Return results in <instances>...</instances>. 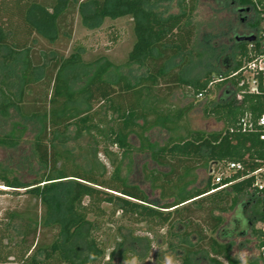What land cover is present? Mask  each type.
<instances>
[{
  "label": "trees",
  "instance_id": "trees-1",
  "mask_svg": "<svg viewBox=\"0 0 264 264\" xmlns=\"http://www.w3.org/2000/svg\"><path fill=\"white\" fill-rule=\"evenodd\" d=\"M201 1L0 0V184L24 196L0 219V263L100 264L107 245L95 231L104 217L119 213L129 223L177 234L169 246L183 253L181 264H242L231 255L235 229L226 228L220 214L243 197L256 206L252 214L260 226L252 235L260 257L264 197L254 176L245 175L261 166L264 142L237 122L245 111L264 113V93L241 92L239 78H229L246 57L248 41L227 40V5L246 8L252 0H213L216 19L199 31L192 17ZM257 12L251 28L260 27ZM76 14L87 28L106 18L131 19L133 43L124 62L131 74L111 76L113 64L103 56L66 55ZM175 59L182 64L170 66ZM203 61L205 68L186 75L185 67ZM215 76L228 84L204 113L223 128L191 129L186 116L192 105L174 108L169 99L177 88L208 96ZM180 127L184 135L171 134ZM73 128L76 136L90 133L96 144L101 138L137 151L146 162L132 179L118 169L109 175L96 166L85 169L57 146L68 142ZM156 128L166 135L159 146L150 139ZM228 161L244 169L232 175L237 181L212 191L229 178L215 183L211 166ZM118 230L107 262L133 264L127 253L138 258L136 242L130 245Z\"/></svg>",
  "mask_w": 264,
  "mask_h": 264
},
{
  "label": "rangeland",
  "instance_id": "rangeland-1",
  "mask_svg": "<svg viewBox=\"0 0 264 264\" xmlns=\"http://www.w3.org/2000/svg\"><path fill=\"white\" fill-rule=\"evenodd\" d=\"M218 7L213 0L201 1L198 5L192 20L197 26V30L210 29V23L216 19L211 7ZM133 43L132 22L128 17L111 19L106 18L96 27H85L78 14L75 15L73 23V34L71 36L66 55L79 52L85 60H91L99 56H103L112 62L110 75L117 76L121 73H129V66L124 65L127 54ZM192 62L195 59L192 58ZM182 64L180 59H175L170 66ZM204 61L200 65L190 63L185 67L186 75L193 74L202 66L205 68ZM208 65V64H207ZM207 67V66H206ZM209 67V66H208ZM136 74L135 70L132 73ZM131 74V72H130ZM217 76H215V79ZM228 84L227 80H220L211 85V94L208 96H194L188 88H177L169 99V104L174 108L185 107L189 104L192 108L186 116V121L191 129H200L204 131H216L223 128V125L212 116H206L204 108L209 103L216 101L224 87ZM81 105V104H80ZM146 105V104H145ZM148 105V104H147ZM146 105V106H147ZM70 137L67 143L57 145L60 149L69 150L75 157L76 162L81 164L85 169L96 166L100 171L106 172L107 175L114 170H119L122 175L128 176L130 179L135 177V167H140L145 163L143 156L137 151L124 152L116 145L108 144L106 140L101 138L96 144L93 136L88 132H82L76 136L75 128L71 129ZM172 135H184L185 130L180 127L174 130ZM166 135L160 128L154 129L150 139L154 146L164 144ZM30 140V139H29ZM28 147L30 141L25 140ZM135 150L139 144H135ZM208 175V168L201 169L198 172L199 180H204ZM14 187H7L0 184V219L3 217L7 209H11L23 202L22 194H15ZM23 189H20L22 191ZM108 212L111 206L104 204ZM253 209H256L254 202L252 204L240 199L239 203L228 211L221 213L224 226L228 229H235L233 238L229 241L231 244V255L238 259L242 264L250 262H260L258 249L256 247V238L252 235V229L259 227L260 223L255 222ZM101 227L95 231L98 239L106 242V256L100 264L108 263V253L115 248L114 240L119 237L118 227L121 228L123 234H126L132 243L136 242L138 250V258L129 252L128 257L133 259V264H181L183 253H177L169 246V241H175L177 234L169 233L166 229L156 230L149 228L144 223H129L120 218L119 213L115 216H106L102 219ZM134 241V242H133ZM138 243V244H137ZM256 253V255H254ZM253 258V259H252ZM252 260V261H251ZM0 264H17L15 261H9Z\"/></svg>",
  "mask_w": 264,
  "mask_h": 264
},
{
  "label": "built area",
  "instance_id": "built-area-1",
  "mask_svg": "<svg viewBox=\"0 0 264 264\" xmlns=\"http://www.w3.org/2000/svg\"><path fill=\"white\" fill-rule=\"evenodd\" d=\"M246 8H248L250 19L253 11H258L260 27L252 28L249 35H254V39L247 43V55L243 57L240 67L229 74V78H239L237 86L241 87V92L260 94L264 93V0H252V5ZM220 80H222V78H217L214 82ZM237 126L240 131L244 133H257L258 138L264 142V113L255 115L251 111H245L239 117ZM243 169L244 166L241 162L228 161L225 163L213 164L210 171L213 175V181L215 183H221L222 179L225 177L229 178V181L212 191L227 187L237 181L231 179V177L235 172ZM251 175L254 176V187L264 197V159L261 161V166L259 168L245 176ZM259 251L264 264V244Z\"/></svg>",
  "mask_w": 264,
  "mask_h": 264
},
{
  "label": "flooded vegetation",
  "instance_id": "flooded-vegetation-1",
  "mask_svg": "<svg viewBox=\"0 0 264 264\" xmlns=\"http://www.w3.org/2000/svg\"><path fill=\"white\" fill-rule=\"evenodd\" d=\"M227 7L229 8V12L227 13V20L229 22L227 40L236 41L238 37L249 35L252 31V28L249 25V12L244 10V7L236 5H227Z\"/></svg>",
  "mask_w": 264,
  "mask_h": 264
},
{
  "label": "water",
  "instance_id": "water-1",
  "mask_svg": "<svg viewBox=\"0 0 264 264\" xmlns=\"http://www.w3.org/2000/svg\"><path fill=\"white\" fill-rule=\"evenodd\" d=\"M244 10L248 11V8H245ZM253 39H254V35H247V36L238 37L236 40H238V41H242V40L251 41Z\"/></svg>",
  "mask_w": 264,
  "mask_h": 264
}]
</instances>
